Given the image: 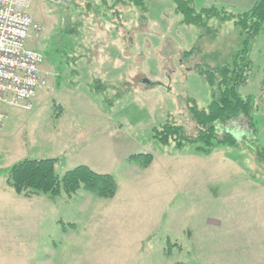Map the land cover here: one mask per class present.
Segmentation results:
<instances>
[{
  "label": "rangeland",
  "instance_id": "rangeland-1",
  "mask_svg": "<svg viewBox=\"0 0 264 264\" xmlns=\"http://www.w3.org/2000/svg\"><path fill=\"white\" fill-rule=\"evenodd\" d=\"M115 1L69 0L66 7L31 1L39 32L30 29L28 49L37 52L61 22L77 35L68 57H43L46 85L29 110L3 107L0 170L24 159H56L59 177L86 166L111 175L116 194L25 198L0 174V264H223L226 253L264 254V157L250 146L202 155L152 137L166 121L192 132L187 100L205 108L211 94L192 67L204 56L222 60L235 52L238 30L226 23L201 39L195 27L179 23L173 0H145L146 13L125 0L115 10ZM192 1L196 9L236 15L255 0ZM113 11L122 19L118 30ZM249 59L252 71L239 92L253 97L264 148V31Z\"/></svg>",
  "mask_w": 264,
  "mask_h": 264
},
{
  "label": "trees",
  "instance_id": "trees-1",
  "mask_svg": "<svg viewBox=\"0 0 264 264\" xmlns=\"http://www.w3.org/2000/svg\"><path fill=\"white\" fill-rule=\"evenodd\" d=\"M173 2L174 13L180 18L179 23L195 27L199 38L215 36L220 25L231 23L238 30L240 45L235 52L222 60L218 56H204L200 60L202 63L193 65V71L202 76L211 94L205 108H199L194 99L187 100L188 116L193 123L192 132L181 125L166 121L160 127L152 128V137L163 147L172 145L175 149H181L193 146L202 155H208L221 146L232 149L250 146L255 150L257 158H263L264 148L258 145V133L252 114L255 107L253 97L242 96L239 89L247 83L252 71L249 59L252 43L264 31V0H255L248 11L236 15L213 6L196 9L192 0ZM117 4L124 5L121 0H116L111 8L117 10ZM125 4L132 5L142 13L147 11L145 0H125ZM113 14L116 16L115 20H119L116 24L118 30L122 19H119L121 16L117 11H113ZM213 20L217 22L216 26L211 25ZM75 30L67 22H61L52 37L41 41L37 52L46 59L68 57L74 47L71 38L77 35ZM192 54L193 48L185 51L183 58L187 59ZM207 60L216 61L218 64L211 66ZM96 89L104 91L105 88L97 85ZM260 93L264 96V66ZM142 157L146 164L151 161L150 155ZM55 165L56 159H24L8 169L0 170V174L6 175L8 187L25 198L41 194L53 199L62 194L71 196L79 190H85L102 199H111L116 194V182L109 174H97L86 166H77L59 177L55 173Z\"/></svg>",
  "mask_w": 264,
  "mask_h": 264
},
{
  "label": "built area",
  "instance_id": "built-area-1",
  "mask_svg": "<svg viewBox=\"0 0 264 264\" xmlns=\"http://www.w3.org/2000/svg\"><path fill=\"white\" fill-rule=\"evenodd\" d=\"M31 1L0 0V128L3 107L29 110L31 100L46 85L43 56L25 46L30 29L35 36L39 32L28 13ZM48 2L66 7L69 0Z\"/></svg>",
  "mask_w": 264,
  "mask_h": 264
},
{
  "label": "crops",
  "instance_id": "crops-1",
  "mask_svg": "<svg viewBox=\"0 0 264 264\" xmlns=\"http://www.w3.org/2000/svg\"><path fill=\"white\" fill-rule=\"evenodd\" d=\"M223 264H264L263 253H226Z\"/></svg>",
  "mask_w": 264,
  "mask_h": 264
}]
</instances>
